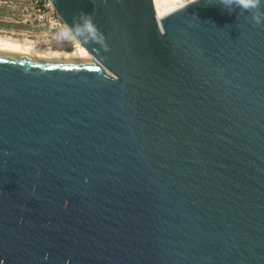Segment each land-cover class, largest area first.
I'll return each mask as SVG.
<instances>
[{
	"label": "water",
	"instance_id": "95a60500",
	"mask_svg": "<svg viewBox=\"0 0 264 264\" xmlns=\"http://www.w3.org/2000/svg\"><path fill=\"white\" fill-rule=\"evenodd\" d=\"M51 1L92 57L0 48V264H264V4Z\"/></svg>",
	"mask_w": 264,
	"mask_h": 264
},
{
	"label": "bare ground",
	"instance_id": "6f19581e",
	"mask_svg": "<svg viewBox=\"0 0 264 264\" xmlns=\"http://www.w3.org/2000/svg\"><path fill=\"white\" fill-rule=\"evenodd\" d=\"M191 1L193 0H154L157 17L160 19L164 15L179 9L180 7L186 5L188 2ZM39 44L33 43L25 39L14 38L12 36L0 34V48L3 49L24 52L49 58H61L71 60L89 59L92 57L88 50L77 40H74L71 49L45 47Z\"/></svg>",
	"mask_w": 264,
	"mask_h": 264
},
{
	"label": "rangeland",
	"instance_id": "374dc122",
	"mask_svg": "<svg viewBox=\"0 0 264 264\" xmlns=\"http://www.w3.org/2000/svg\"><path fill=\"white\" fill-rule=\"evenodd\" d=\"M22 18V12L18 7L0 6V34L25 39L36 44L40 43L45 47L72 48L74 39L70 36L71 33L55 35L49 32L47 26L24 23Z\"/></svg>",
	"mask_w": 264,
	"mask_h": 264
},
{
	"label": "built area",
	"instance_id": "2783aa9c",
	"mask_svg": "<svg viewBox=\"0 0 264 264\" xmlns=\"http://www.w3.org/2000/svg\"><path fill=\"white\" fill-rule=\"evenodd\" d=\"M0 6L18 7L24 23L47 26L49 32L55 35L70 33L51 0H0ZM70 36L75 40L72 34Z\"/></svg>",
	"mask_w": 264,
	"mask_h": 264
},
{
	"label": "clouds",
	"instance_id": "9594fccd",
	"mask_svg": "<svg viewBox=\"0 0 264 264\" xmlns=\"http://www.w3.org/2000/svg\"><path fill=\"white\" fill-rule=\"evenodd\" d=\"M228 11L233 8L240 11H249L257 9L260 4H264V0H221ZM251 22L255 24H264V12H254L251 17Z\"/></svg>",
	"mask_w": 264,
	"mask_h": 264
}]
</instances>
